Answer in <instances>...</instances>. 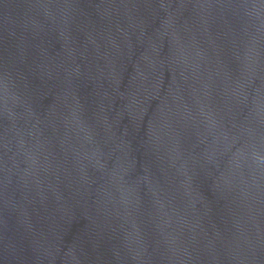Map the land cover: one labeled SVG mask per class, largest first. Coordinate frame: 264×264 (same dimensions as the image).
Listing matches in <instances>:
<instances>
[{"label": "water", "instance_id": "1", "mask_svg": "<svg viewBox=\"0 0 264 264\" xmlns=\"http://www.w3.org/2000/svg\"><path fill=\"white\" fill-rule=\"evenodd\" d=\"M252 264H264V213Z\"/></svg>", "mask_w": 264, "mask_h": 264}]
</instances>
